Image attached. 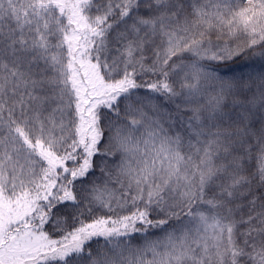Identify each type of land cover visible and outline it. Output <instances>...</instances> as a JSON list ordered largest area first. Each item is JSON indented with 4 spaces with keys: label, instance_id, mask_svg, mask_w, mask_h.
I'll list each match as a JSON object with an SVG mask.
<instances>
[{
    "label": "snow or ice",
    "instance_id": "1",
    "mask_svg": "<svg viewBox=\"0 0 264 264\" xmlns=\"http://www.w3.org/2000/svg\"><path fill=\"white\" fill-rule=\"evenodd\" d=\"M0 264H264V0H0Z\"/></svg>",
    "mask_w": 264,
    "mask_h": 264
},
{
    "label": "trees",
    "instance_id": "2",
    "mask_svg": "<svg viewBox=\"0 0 264 264\" xmlns=\"http://www.w3.org/2000/svg\"><path fill=\"white\" fill-rule=\"evenodd\" d=\"M233 70H235V71L243 70V66H239V67L233 66ZM152 232H156V230H152ZM157 234H159V233H157Z\"/></svg>",
    "mask_w": 264,
    "mask_h": 264
}]
</instances>
